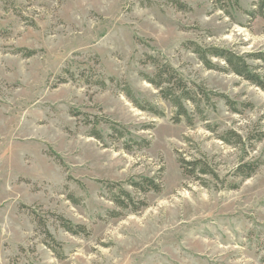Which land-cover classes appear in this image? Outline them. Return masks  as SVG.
Returning a JSON list of instances; mask_svg holds the SVG:
<instances>
[{
    "label": "rangeland",
    "instance_id": "1",
    "mask_svg": "<svg viewBox=\"0 0 264 264\" xmlns=\"http://www.w3.org/2000/svg\"><path fill=\"white\" fill-rule=\"evenodd\" d=\"M237 1L0 0V264H264V90L192 49L264 77L258 0ZM148 57L208 95L192 124L144 79ZM195 160L217 177L185 176ZM121 190L146 206L119 208Z\"/></svg>",
    "mask_w": 264,
    "mask_h": 264
},
{
    "label": "trees",
    "instance_id": "2",
    "mask_svg": "<svg viewBox=\"0 0 264 264\" xmlns=\"http://www.w3.org/2000/svg\"><path fill=\"white\" fill-rule=\"evenodd\" d=\"M215 1L219 5H221L222 9L225 8L223 0ZM230 2L232 6L238 7L237 0H230ZM176 5L181 11L186 9V7L182 4L176 3ZM256 7L257 9L250 14L251 17H260L264 19V0H258ZM192 49L207 68L211 70L218 69L211 63V61L209 60L210 58L222 60L226 65L227 72L233 73L238 77L248 81L252 85H255L256 87H259L264 90V77L257 72L256 68H252L249 65L248 60L245 57L239 56L234 52L225 49L212 48L209 50H203L202 48L194 45ZM251 59L254 61L261 62L264 67V54L251 56ZM148 62L155 67L156 71L152 76L144 75V79L153 87L158 89L163 99L171 103V105L177 110V122H180L182 118H186L187 121L192 124L193 117L190 116V114L188 113L187 104L196 107L197 110L200 109V105L202 102L201 98H208L206 92L203 89H199L196 92L192 90L173 67L168 64H163L159 59L155 57H148ZM123 91L128 97V99L131 100L137 108L143 111L152 112L155 115H159L153 110V108L143 106L141 102H139V100L136 98L129 86L125 85ZM116 127L117 126L113 128L115 133L117 131ZM94 135L97 139H102L99 133H95ZM122 137H124L123 134H121V138ZM144 143L147 145L146 142ZM181 164L184 170V175L187 177H196V175L198 174L202 176H216V174L210 170L207 161L195 160L189 163H185L183 161L181 162ZM255 172V168L244 166L239 169L238 175H240V177H242L244 180H248L255 174ZM131 186L135 188L138 192L145 195L150 192L160 193L162 191L161 183L151 178H144L139 182H132ZM114 201L119 206V208L124 210L131 209V211L133 212L140 211L143 207L146 206L144 202H142L138 206L136 203L133 202L131 196L123 190L120 191V196L115 198ZM62 221L64 229L69 233L78 235L80 233L85 232L84 227L73 226L71 223L63 219ZM48 235L49 237H52L50 234Z\"/></svg>",
    "mask_w": 264,
    "mask_h": 264
}]
</instances>
